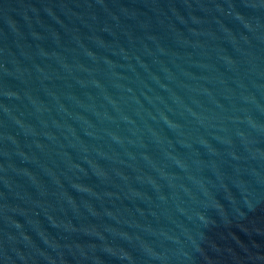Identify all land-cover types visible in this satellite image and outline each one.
<instances>
[{
	"label": "water",
	"instance_id": "water-1",
	"mask_svg": "<svg viewBox=\"0 0 264 264\" xmlns=\"http://www.w3.org/2000/svg\"><path fill=\"white\" fill-rule=\"evenodd\" d=\"M0 264H264V0H0Z\"/></svg>",
	"mask_w": 264,
	"mask_h": 264
}]
</instances>
